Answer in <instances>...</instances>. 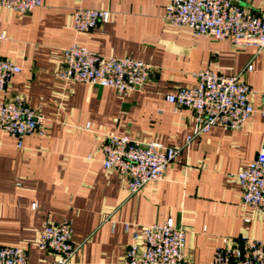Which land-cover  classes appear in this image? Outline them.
<instances>
[{
  "label": "crops",
  "instance_id": "1",
  "mask_svg": "<svg viewBox=\"0 0 264 264\" xmlns=\"http://www.w3.org/2000/svg\"><path fill=\"white\" fill-rule=\"evenodd\" d=\"M235 1L264 11V0ZM168 4L43 0L27 14L0 10V31L7 38L0 42V57L22 69L0 91V103L21 96L48 125L43 136H26L22 148L0 131V246L24 248L29 264L55 261L37 243L47 224L63 221L74 230L72 264H121L135 232L170 219L186 230L190 264H212L225 238L264 242V215L242 207L237 178L264 147V117L255 114L240 130L213 127L195 137L193 111L166 100L181 87H194L195 74L209 69L240 75L253 89V106L264 109V48L195 36L166 22ZM77 8L108 10L110 21L77 34ZM74 42L102 56L145 61L152 77L127 96L63 82L56 73L64 49ZM109 135L155 142L180 154L164 180L132 195L128 179L103 166L99 148Z\"/></svg>",
  "mask_w": 264,
  "mask_h": 264
},
{
  "label": "built area",
  "instance_id": "2",
  "mask_svg": "<svg viewBox=\"0 0 264 264\" xmlns=\"http://www.w3.org/2000/svg\"><path fill=\"white\" fill-rule=\"evenodd\" d=\"M42 5L43 0H0V10L21 14ZM110 18L108 10L77 8L73 12V27L77 34H82L107 24ZM164 18L176 27L190 29L198 37L228 41L236 48H264V11L244 8L235 0H169ZM6 39L0 31V42ZM63 54V65L56 73L61 81L113 88L121 96L142 90L154 71L145 61L102 56L77 42L65 48ZM252 69L250 65L248 71ZM21 71L12 61L0 57V91ZM195 78L194 87H181L166 97L176 108L193 111L195 137L209 133L213 127L240 130L255 114L264 117V109L258 111L251 103L253 89L240 75L226 76L207 69L195 74ZM47 129L46 119L32 110L21 96L0 103V131L15 138L18 148L23 147L26 136H43ZM99 152L106 170L116 171L128 179L132 195L150 183L164 180L168 166L180 154L177 148L115 135L105 137ZM237 178L242 207L264 215V147ZM73 232L70 221L47 224L39 234L37 246L56 257L52 264H72L77 252ZM186 241V230L174 220L154 222L134 233L121 264H190L185 253ZM0 264H29L28 254L22 247L0 246ZM212 264H264V242L225 238Z\"/></svg>",
  "mask_w": 264,
  "mask_h": 264
}]
</instances>
